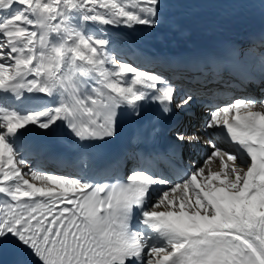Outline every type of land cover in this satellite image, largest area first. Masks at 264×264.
I'll return each instance as SVG.
<instances>
[{
	"label": "snow or ice",
	"instance_id": "obj_1",
	"mask_svg": "<svg viewBox=\"0 0 264 264\" xmlns=\"http://www.w3.org/2000/svg\"><path fill=\"white\" fill-rule=\"evenodd\" d=\"M240 2V0H236ZM264 4V0H260ZM164 0H0V248L16 264H264V100L210 103L204 159L179 183L142 159L96 180L29 168L32 128L89 153L127 112L160 117L195 100L164 74L110 51V26L156 27ZM152 134L158 132L152 126ZM176 147L201 139L177 129Z\"/></svg>",
	"mask_w": 264,
	"mask_h": 264
},
{
	"label": "bare ground",
	"instance_id": "obj_2",
	"mask_svg": "<svg viewBox=\"0 0 264 264\" xmlns=\"http://www.w3.org/2000/svg\"><path fill=\"white\" fill-rule=\"evenodd\" d=\"M242 1V0H240ZM166 4H177L179 7L191 6L194 8L200 6H207L212 12L225 10L236 0H164ZM209 18H205L208 20ZM196 20V18L194 19ZM214 32V29L206 27L203 23L195 24L192 28L188 29L181 25L180 23H173L170 20L162 17L161 22L158 26L152 28L147 26H137L134 30L128 29L124 26H110L108 29L107 38L110 40L109 49L115 55L119 56L122 60L128 61L129 58H155V57H166L170 56L180 50L189 49L192 46V40L194 38L210 37V34ZM148 70L156 71L154 69ZM257 96V92H255ZM258 97V96H257ZM208 118V117H207ZM201 121L198 120L197 125L190 127L187 131L189 135L196 132L195 135L199 136L201 143L206 144L210 138L217 139L215 136L210 137L208 135L212 130H206L205 134L202 133L204 128L201 127ZM28 135H36L41 138L57 141L60 139L70 138L63 131H57L55 134H45L44 130L33 127ZM207 137V139L205 138ZM187 159L195 160L193 156L187 155ZM132 158V156H131ZM202 160H196V163H201ZM137 165V164H136ZM27 167L33 168H46L52 174L65 175V174H76L74 170H67L62 173H53L51 168L48 166L36 164L32 162V159L28 158ZM127 169L133 168V160H127ZM87 173H85L86 175ZM172 183H179L181 180L176 181V179L170 180Z\"/></svg>",
	"mask_w": 264,
	"mask_h": 264
}]
</instances>
